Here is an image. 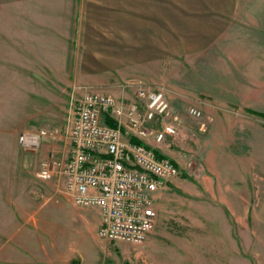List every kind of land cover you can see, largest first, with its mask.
Returning <instances> with one entry per match:
<instances>
[{
  "label": "rangeland",
  "instance_id": "1",
  "mask_svg": "<svg viewBox=\"0 0 264 264\" xmlns=\"http://www.w3.org/2000/svg\"><path fill=\"white\" fill-rule=\"evenodd\" d=\"M107 1L0 0V32L18 39L26 38L29 31L34 32L36 50L49 49L52 55L55 77L51 89L48 91L37 85L35 93L30 91L34 96L29 102H35L36 108L32 117L21 121L19 131L51 129L55 131V139L43 140L36 150L26 151L17 142V132L0 134V145L4 147L0 150V180L12 179L9 174L20 162L25 170L23 187L37 193L39 199L46 200L56 192L62 193V179L41 180L36 173L50 154L65 159L72 110L83 94L100 92L130 100L134 89L123 86L136 82L150 89L164 88L170 104L166 86L179 88V80L186 78V72L180 71L183 60L147 56L142 57L140 63L141 57L135 55L123 59V40L115 41L116 48H113L108 24V16L113 15V4ZM114 10L117 16L123 14L122 8L115 7ZM26 42L22 38L18 41L20 44ZM126 59H131L132 63L124 64ZM48 92L50 103L43 97L46 93L48 98ZM23 95L22 92L19 97L22 99ZM170 95L181 105V125L177 135L167 137L159 150L175 162L179 174L157 200L154 227L147 239L137 245L103 242L95 231L87 233L84 228L82 243H73L74 263L79 264L80 258L85 257L94 258L93 264H264V225L261 222V230H252L255 215L264 214V152L236 151L231 144H235L240 136L211 134V127L217 125L248 131L264 128V120L248 114L245 108L236 104L238 101L234 97L232 103L225 106L226 114L220 112L216 116L219 114L216 112L215 116H210L202 111V116H197L193 109L195 105L189 99L193 96L186 88L177 89ZM196 98L203 100L204 97ZM30 103L27 109L32 107ZM16 105L21 113L20 105ZM226 116L227 123H219ZM8 122H11L9 118L6 119ZM205 128L206 132H203ZM246 138L249 136L243 139ZM233 158L243 163L241 180L235 176L236 168L229 164ZM221 174L225 176L223 182L218 177ZM205 179L213 183H205ZM19 189L17 182L0 184V264H12L7 262L4 254L6 251L11 253L14 244L13 227L8 220L12 197ZM220 196L227 198L220 200ZM65 206L67 210L60 218L61 223L75 226L74 215L83 208L70 202ZM68 212L70 216L67 217ZM77 226L81 228L82 224L78 222Z\"/></svg>",
  "mask_w": 264,
  "mask_h": 264
},
{
  "label": "crops",
  "instance_id": "2",
  "mask_svg": "<svg viewBox=\"0 0 264 264\" xmlns=\"http://www.w3.org/2000/svg\"><path fill=\"white\" fill-rule=\"evenodd\" d=\"M107 3L113 4V15L108 16L113 48H116L115 41L123 40V59L135 55L141 57L140 63L142 57L147 56L184 61L180 64V71L186 72V78L179 80L180 87L166 86L169 89L166 91L168 100L170 98L171 122L177 131L181 125V105L170 95L177 89L188 90L193 96L189 97L195 105L193 109L201 116L202 111L210 116H215L216 112L219 113L216 116L224 113L226 104H231L233 97L248 114H264V0H108ZM115 7L122 8L123 14L117 16ZM76 33L78 35L77 29ZM21 38L27 42L18 43ZM51 57L49 49L42 52L36 50L34 32L29 31L26 38L19 39L0 32L1 135L19 134L21 121L34 115L35 102L29 101L37 85L50 91L55 77ZM123 63H132V60L126 59ZM43 97L50 103V92L48 98L46 93ZM16 103L20 105L21 113H18ZM29 103L32 107L27 109ZM7 118L11 122L6 123ZM219 123H227V116ZM211 134L240 136L235 144H231L236 151L250 149L251 152H264V128L248 131L217 125L211 127ZM245 136L249 138L243 139ZM3 149L0 145V150ZM256 157L259 158V155ZM225 162L227 164V160ZM229 164L236 168L235 176L241 180L243 163L233 158ZM24 172V167L17 162L14 171L9 174L12 179L0 180V184H20L18 193L13 194L11 217H8L13 227L14 244L11 253L6 251L4 257L12 264H77V261L73 262V243H82L84 228L87 233H97L100 222L98 209H78L74 215L75 226L61 223L60 218L67 210L65 203L70 201L61 195L63 193L57 192L54 197L39 199L37 193L23 187L26 183ZM218 177L222 181L225 176L221 174ZM235 180L238 182V179ZM204 181L213 183L208 179ZM226 198L220 196V200ZM66 216H70L69 212ZM78 222L82 224L81 228L77 226ZM261 222L264 225V214L261 216L259 212L253 218L252 230H261ZM87 259L81 257L79 264H93L94 258Z\"/></svg>",
  "mask_w": 264,
  "mask_h": 264
},
{
  "label": "built area",
  "instance_id": "3",
  "mask_svg": "<svg viewBox=\"0 0 264 264\" xmlns=\"http://www.w3.org/2000/svg\"><path fill=\"white\" fill-rule=\"evenodd\" d=\"M123 87L134 89L132 99L83 94L72 110L65 159L50 154L36 177L62 179V193L70 203L97 208L100 241L137 245L154 227L157 200L179 174L175 162L159 150L177 129L164 88L136 82ZM55 137L54 130L38 128L20 132L17 142L32 151Z\"/></svg>",
  "mask_w": 264,
  "mask_h": 264
},
{
  "label": "trees",
  "instance_id": "4",
  "mask_svg": "<svg viewBox=\"0 0 264 264\" xmlns=\"http://www.w3.org/2000/svg\"><path fill=\"white\" fill-rule=\"evenodd\" d=\"M253 113H255V112H253ZM255 114H257V115L260 116L262 119H264V114H261V113H255ZM106 122H107V124H109V125H113V122H112L111 120H107Z\"/></svg>",
  "mask_w": 264,
  "mask_h": 264
}]
</instances>
